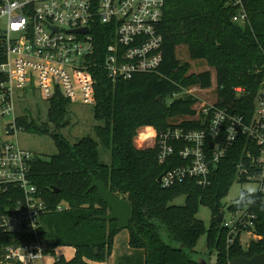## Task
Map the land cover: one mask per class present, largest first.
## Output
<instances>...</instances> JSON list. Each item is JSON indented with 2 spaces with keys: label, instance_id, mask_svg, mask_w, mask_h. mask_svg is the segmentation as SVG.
I'll list each match as a JSON object with an SVG mask.
<instances>
[{
  "label": "trees",
  "instance_id": "trees-1",
  "mask_svg": "<svg viewBox=\"0 0 264 264\" xmlns=\"http://www.w3.org/2000/svg\"><path fill=\"white\" fill-rule=\"evenodd\" d=\"M245 8L248 21L238 24L231 20L234 7L227 0H165L158 26L163 37L162 61L156 72L112 81L100 65L93 70V116L100 121L93 126L96 140L81 137L70 143L62 135L60 129L67 125L65 115L71 103L62 96L48 101L46 122L38 123L27 115L17 117L20 127L49 134L56 147L48 160L35 155L30 166L31 180L48 207L40 217L39 234L45 238L46 251L54 256V264L102 263L111 254L116 222L98 218L108 209L97 190L90 188L91 176L129 202L128 245L143 251V264H199L194 254L202 233L206 234L208 257L215 256L214 262L206 260L209 264H227L235 256L264 251V205L254 196L241 191L236 205L229 206L231 210L248 208L255 215L252 228L240 226L228 234V228L216 221L221 199L234 182L238 145L210 173L209 184L184 179L165 187L157 178L171 165L158 162L156 145L137 147L134 143L141 126H152L157 133L199 127L200 120L193 118L196 98L182 90L209 88L211 73L209 69L188 72V60L205 62L214 69L215 106L238 114L252 107L263 75L264 0H245ZM98 42L103 50L108 38ZM181 47L188 60L179 58ZM236 87L243 90L237 93ZM173 93L178 94L173 97ZM150 135L142 133L138 144ZM98 144L110 150L108 164L99 160ZM180 195H184L182 205L170 203ZM10 196L0 191V214L7 210ZM59 204L62 209L58 211ZM201 205L212 212L208 228L196 217ZM243 229L257 236L245 247L239 241ZM228 236L233 237L232 242H227ZM10 239L0 232V244ZM57 246H70L74 253L69 259L54 255Z\"/></svg>",
  "mask_w": 264,
  "mask_h": 264
},
{
  "label": "built area",
  "instance_id": "built-area-1",
  "mask_svg": "<svg viewBox=\"0 0 264 264\" xmlns=\"http://www.w3.org/2000/svg\"><path fill=\"white\" fill-rule=\"evenodd\" d=\"M165 0H2L0 3V191L9 193L0 214V264H54L39 234L40 217L48 211L30 175L35 155L16 140L14 102L38 92L47 102L62 96L70 102L95 103L93 70L100 65L109 79L127 80L154 73L162 61L163 37L158 26ZM231 20L245 24V0H227ZM86 29V30H85ZM108 38L103 50L99 38ZM100 59V61H99ZM100 62V63H99ZM263 75L244 113L206 103L195 112L198 128L175 127L153 132L157 160L171 166L160 175L170 187L184 179L210 183V173L233 146H239L234 181L254 186L245 191L264 205V61ZM234 90L240 93L243 88ZM234 151V150H233ZM175 159H180L176 161ZM180 162V163H177ZM62 204L56 206L61 210ZM241 211V213H240ZM222 226L228 234L254 226L255 215L244 206ZM233 237L228 236L227 242Z\"/></svg>",
  "mask_w": 264,
  "mask_h": 264
},
{
  "label": "rangeland",
  "instance_id": "rangeland-1",
  "mask_svg": "<svg viewBox=\"0 0 264 264\" xmlns=\"http://www.w3.org/2000/svg\"><path fill=\"white\" fill-rule=\"evenodd\" d=\"M178 56L182 60H188L185 48L181 47L178 49ZM189 67L188 72H199L204 69H209L211 73V85L209 88H200L198 86H189L187 88H183V92L185 94H190L196 101L192 105L196 111H198L202 105L206 103H212L215 101L214 88H215V76L214 69L209 67L205 62L196 61V60H188ZM178 93H173V97H175ZM172 99L169 98L170 101ZM48 102L43 99L40 94L35 93L32 94V97L27 99H22L14 102V113L15 116L19 117L20 115H27L28 118H33L36 122H46L47 121V110H48ZM93 105L84 104L80 102H71L67 106V113L65 115V120L67 121V125L60 129L62 135L70 142L73 143L77 139L81 137H91L93 139H97L93 130V126L99 124L100 121L96 120L93 116ZM50 130L52 129V124L48 123ZM22 128V127H21ZM155 129L152 126H141L137 129V134L134 138V143L137 147L139 146L140 135L151 134L147 136L144 140H142V146L148 147L153 146V132ZM16 140L18 145L25 150L31 151L34 155L39 156L42 159L48 160L50 156L56 153V147L53 142V139L49 134H39V133H31L26 131L25 129H18L15 133ZM137 140V141H136ZM98 157L99 160L103 163L108 164L110 161V150L98 144ZM254 186L248 183H240L234 181L228 188V192L226 196L221 199V213L223 214V218L226 221H231V219L239 213H233L229 206L236 205V200L240 196L241 191H253ZM171 204L182 205L184 203V195H180L175 197L171 202ZM64 205V204H63ZM241 213V211H240ZM196 217L202 220L204 227L208 228L212 212L209 207L201 205L198 208V212ZM234 217V218H235ZM233 218V219H234ZM232 219V220H233ZM127 229H122L119 231L118 238L115 241V247L112 248L111 255L109 257L108 264H141L142 263V254L141 252H124L125 246L124 241L121 244V240L119 235H125L127 233ZM239 241L243 247H245L250 240L256 239L257 236L251 230H241L240 231ZM165 238V237H164ZM166 239V238H165ZM195 251L197 254L195 258L199 259L200 257L204 258L209 262H214L215 256L211 254L208 257V251L206 246V234L202 233L195 245ZM73 248L70 246H57L54 248V255H62L65 259H69L72 256ZM131 255L129 258L128 256Z\"/></svg>",
  "mask_w": 264,
  "mask_h": 264
},
{
  "label": "water",
  "instance_id": "water-1",
  "mask_svg": "<svg viewBox=\"0 0 264 264\" xmlns=\"http://www.w3.org/2000/svg\"><path fill=\"white\" fill-rule=\"evenodd\" d=\"M86 30V29H85ZM158 176L157 181H160ZM90 188L97 190L98 196L102 202L106 205L108 211L105 215H101L98 218L105 221H115L116 229L118 231L126 229L130 222V204L126 199L117 197L111 193L105 184L93 176H91ZM223 214L221 211L217 212L216 221H222ZM199 264H209L204 258L200 257L197 259ZM227 264H264V251L254 253L253 255L247 256H235L231 258Z\"/></svg>",
  "mask_w": 264,
  "mask_h": 264
},
{
  "label": "crops",
  "instance_id": "crops-1",
  "mask_svg": "<svg viewBox=\"0 0 264 264\" xmlns=\"http://www.w3.org/2000/svg\"><path fill=\"white\" fill-rule=\"evenodd\" d=\"M137 141V140H136ZM143 144H141V145H139L140 147L142 146ZM118 234H119V231L117 232V234L114 236V238H113V244H112V248H114L116 245H115V241H116V238H118ZM119 236H121V237H119L120 238V240H121V244H122V242L124 243V246H125V249H124V252H129V250L130 251H134V252H141V254H142V263L141 264H143V257H144V255H143V251L141 250V249H134V248H130L129 247V245H128V232L125 234V235H119ZM111 252H112V250H111ZM73 253H74V249H73ZM73 253H72V255H73ZM111 255V254H110ZM131 255H129L128 256V258L130 257ZM110 257V256H109ZM109 257H108V259L105 261V262H102V263H97V262H91V264H108V261H109Z\"/></svg>",
  "mask_w": 264,
  "mask_h": 264
}]
</instances>
